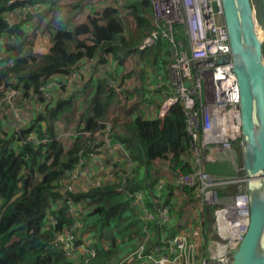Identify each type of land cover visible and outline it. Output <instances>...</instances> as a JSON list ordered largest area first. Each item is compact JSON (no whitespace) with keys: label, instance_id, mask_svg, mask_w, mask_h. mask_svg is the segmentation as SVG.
<instances>
[{"label":"trees","instance_id":"1","mask_svg":"<svg viewBox=\"0 0 264 264\" xmlns=\"http://www.w3.org/2000/svg\"><path fill=\"white\" fill-rule=\"evenodd\" d=\"M63 1L0 0V264H110L113 254L102 242L113 235L112 249L131 243L129 252L118 255L124 264H153L132 253L142 247L143 254H168L171 238L183 229L192 243L189 233L195 227L204 246L215 209L202 201L196 187L176 180L196 169L187 158L192 141L182 105H174L160 120L147 117L138 108L140 102L128 110L122 100L131 97L130 77L143 85L150 66L158 70L156 77L164 74L156 78L161 82L157 89L167 86L168 57L181 50L179 42L186 43L182 28L173 26L174 45L162 36L151 48L139 50L157 27L149 0H106L99 11L92 5L80 24L72 23V11L60 13ZM79 3L72 6L79 8ZM37 34L46 39L45 52L34 48ZM86 64L91 65L88 75L83 73ZM110 79L118 82L119 92ZM10 90L16 94L9 101ZM140 93L147 95L143 88ZM77 100L80 113L75 118ZM111 106L116 114L112 125L107 124ZM11 107L29 113L23 123L12 124ZM65 121L74 122L78 132L67 147L58 132ZM107 136L120 144L124 162L113 164L119 168L113 170V181L91 184L85 177L69 190L70 177L86 172ZM222 161H209L202 169L212 175L233 174L230 161ZM163 169L172 179H163ZM157 208L167 209V222L145 217L156 215ZM68 236L75 245L97 238L96 257L90 262L82 257L79 263L68 258ZM115 238L122 240L120 246ZM195 256L197 263L204 259L197 251Z\"/></svg>","mask_w":264,"mask_h":264},{"label":"built area","instance_id":"2","mask_svg":"<svg viewBox=\"0 0 264 264\" xmlns=\"http://www.w3.org/2000/svg\"><path fill=\"white\" fill-rule=\"evenodd\" d=\"M149 1L157 27L142 40L138 49L151 48L162 36L167 37L174 45L172 30L175 25L182 28L188 46V52L172 51L168 68L174 80L175 91H171L163 99L157 113V117L163 120L176 104H181L184 111L186 131L192 141L187 156L196 169L189 175H179L178 179L183 185L196 187L202 201L207 204H215L217 209L227 208L231 217L228 233L215 223L217 238L227 235L229 248L226 253L220 258H207L198 263L229 264L232 252L247 230L249 198L245 191L243 165L240 169L235 166V175L232 176L212 175L202 169L205 163L202 162V156L205 154L209 156L222 152L233 162L231 154L236 148L235 143L238 142L240 147L239 96L228 56L227 32L221 21V3L220 0ZM15 94L16 92L9 91L10 96ZM45 95L49 97L48 92ZM16 117L19 118L12 119L13 125L23 123L24 117L20 112L15 113L13 118ZM77 180L79 178L75 174L70 177L69 190H72L73 182ZM233 182L239 183L234 194L221 196L217 192ZM145 217H156L163 223L169 220L166 208H157L156 215L146 213ZM170 244L168 254L163 253L158 257L154 252L143 254L142 247L132 254L153 264H198L195 247L188 242L185 233L177 232L171 238ZM124 262L125 260H121L118 264ZM137 264L143 262L138 261Z\"/></svg>","mask_w":264,"mask_h":264},{"label":"water","instance_id":"3","mask_svg":"<svg viewBox=\"0 0 264 264\" xmlns=\"http://www.w3.org/2000/svg\"><path fill=\"white\" fill-rule=\"evenodd\" d=\"M221 21L227 32L228 56L239 96L240 149L245 191L249 198L247 230L229 264H264V54L257 34L252 0H220ZM217 226L230 232L227 208L214 210ZM209 243V258L222 257L227 235Z\"/></svg>","mask_w":264,"mask_h":264},{"label":"rangeland","instance_id":"4","mask_svg":"<svg viewBox=\"0 0 264 264\" xmlns=\"http://www.w3.org/2000/svg\"><path fill=\"white\" fill-rule=\"evenodd\" d=\"M114 3L115 1L117 0H112ZM253 1V4L255 6V9H256V12H257V19H258V29L261 30V41L263 42L264 44V0H252ZM77 2H80L79 4V8H74L72 6V4L74 3H77ZM97 4V8L95 9L96 11H99V9H101V7H103V5L105 4L104 3V0H64L63 3H62V8H61V11L60 13H67L69 11H72L71 13V19H72V23L74 24H80V23H84L87 21V18L88 16L90 15V12H91V5L92 4ZM118 3H119V0H118ZM69 10V11H68ZM123 12V11H122ZM126 19V18H125ZM129 19V20H128ZM126 19L127 21H124V23L127 25V26H130L133 27V22L130 20V18ZM131 22V24H130ZM175 29V27H174ZM41 33V32H40ZM44 35L40 36V34L36 35L35 36V47L34 48H37L38 50H36L37 52H44L46 49H45V45H46V39L43 38ZM180 45H181V52H184L185 50L188 52V46H187V40H186V43L184 44L182 41L179 42ZM171 54V57H172V53ZM169 54V56H170ZM171 57H168L169 60ZM168 63L169 61L167 62L166 66H167V86L165 87H161V89H157V85L159 83V81H156V78L159 77V75H162L164 76L163 73H158L157 77H156V71L158 70H154L152 68V66H150L149 68H147V74L145 75V78H144V84L142 85V83L140 81H136L133 77H130V79L132 80L131 82L129 81V89H130V92H131V97L129 98H123L122 97V100L123 102H127V106H129L130 109L133 108V106L137 103L139 104L140 102V105L139 108L140 110H143L145 113H146V110H154V109H157L159 108L160 106V102L158 101V97H162L163 94H165L163 97L166 98V93H171V91H175V87H174V80L172 79V75L170 73V70L168 68ZM161 64V63H160ZM88 66V67H87ZM90 69V71H89ZM102 69H105L103 67H99V70L102 71ZM89 72H91V65L89 66L88 64H86V66L83 68V73H85V75H88ZM118 82L115 81V80H111L110 79V86L117 92H119V86L117 84ZM163 83V82H162ZM127 87H128V84H127ZM135 87L136 89L139 91V92H135ZM73 88V87H72ZM146 91V92H152L153 93V97L152 99H148L147 95L144 93V97L142 96V94L140 93V91L142 90ZM167 89V91H166ZM166 91V92H165ZM141 96H142V101H139V99H141ZM155 96V98H154ZM13 97L8 95L7 96V100H11ZM15 97V96H14ZM139 97V98H138ZM146 97V98H145ZM49 98L51 99L52 97L49 96ZM80 99V98H79ZM81 100V99H80ZM80 100H77V103H76V107H75V118L78 117L79 113H80V110H79V107H80ZM10 103V102H9ZM12 106V105H11ZM13 108V107H11ZM128 108V110H129ZM148 108V109H147ZM21 113L22 116L24 118H27L28 116V112H22L21 110H15L13 108V111H11V118L13 120H17L19 117H16V118H13V116L15 115V113ZM25 113V115H24ZM116 114L114 113V107L111 106V109H110V112L108 114V120H107V124H110L112 125L113 124V120H114V117ZM12 121V120H11ZM74 122L72 121H65V123L63 125H61V127L59 128L58 132H59V138L62 142V144L67 147L68 143H70V139L71 137L74 135H77V131L75 130V125H73ZM106 124V127H105V130H107V128L109 127V125ZM109 135V134H108ZM30 139H33V136H29ZM46 140L43 139L41 142H45ZM111 141L109 139V137L107 136L106 139H105V147L108 146V145H111ZM236 148L235 150L232 152L231 154V157H233V162L230 161V164L232 165L234 171H235V166L237 169H240L241 165H242V152H241V149L239 146L235 145ZM215 153V152H214ZM204 160H202V162H209V160H218V159H223L224 161H222V163L224 162H227L225 161L226 159L229 160V156L225 153H222V152H219V153H215V154H210L209 156H207V154H205L204 156H202ZM188 158V157H187ZM232 162V163H231ZM84 169H87L89 171V168L88 166H85ZM86 171V170H85ZM209 173V172H208ZM240 173V172H239ZM232 176V175H235V172L233 174H229V175H226V176ZM240 175V174H239ZM86 176V172L83 174V175H80L79 174L77 175V178H79L78 181H81L85 178ZM225 176V175H224ZM177 182H178V176L176 178ZM238 182H233V183H230L228 185H226V187L224 188H220L219 190H217L218 193H220V195L222 196H230L231 194H234L238 188ZM180 185V184H179ZM178 185V186H179ZM74 187H72V190H73ZM178 192V191H177ZM214 207V209H217L216 207H218L217 205H212ZM186 209L188 210V212H191V209L192 207L191 206H187ZM195 209H193L194 211ZM195 212V211H194ZM190 219V218H188ZM79 225V224H78ZM198 227H195L191 233L190 238H191V242H192V245L193 243L195 244L196 246V249L195 251H197L199 257L201 258H204V259H201V260H207L206 258L209 259V252H208V248H209V243L211 241H219L218 238H217V234H216V228H215V220H214V215L211 214L210 216V222H209V225L205 228V231H206V235H208V241L205 243V245L203 246L202 244V240L199 236V230L197 229ZM183 230V229H182ZM179 230V232H183L184 233H187V232H184V230ZM113 231V229H112ZM111 231V233H112ZM114 235L113 236H109L107 239H104L102 244L104 246V250L107 251L108 253L110 254H113L111 256V259H110V264H118L120 262V260H122L123 258H119L118 255H119V251L120 249H124L125 248V245H123L121 248L117 249H112L113 247H109V244L112 243V240L113 239ZM97 238H95L94 236L91 237V239H88L86 241H82L79 243V245H75L74 244V239H72L71 236H68L67 239H65L66 241V245H65V250H66V255L68 256V258H72V259H75L74 261L76 263H79V262H82V259L84 258V262L87 261V262H90L91 259L93 260L94 257H96V252H95V243H96V240ZM116 239V238H115ZM119 240H115V242H118ZM201 241V242H200ZM194 246V247H195ZM207 252V253H206ZM83 257V258H82ZM202 263V262H201ZM84 264V263H83ZM200 264V263H198Z\"/></svg>","mask_w":264,"mask_h":264},{"label":"crops","instance_id":"5","mask_svg":"<svg viewBox=\"0 0 264 264\" xmlns=\"http://www.w3.org/2000/svg\"><path fill=\"white\" fill-rule=\"evenodd\" d=\"M105 1L106 0H104V2ZM92 5L97 6V4H95V3ZM35 50H38V49L35 48ZM102 71H104V69H102ZM160 85H161V82L159 81L157 87ZM150 95H153V93L147 92V96H149L148 99H152ZM160 96L158 98H160ZM154 98H155V96H154ZM163 99H164V97L160 98L159 102L160 101L162 102ZM161 102H160V104H161ZM138 108H139V106H138ZM158 109L159 108L154 109V110H146V116L149 118L157 117ZM129 110H131V109L129 108ZM121 111H125L124 108ZM122 114H123V112H122ZM122 114L120 115V118H123ZM111 143H112L111 145L104 147L99 153L92 155L93 157H92V159H90L91 161H89L87 163L89 171L87 169H85L86 170V176L85 177H87V180H89L91 182L96 180V181H98V183L113 181V178H114L113 177V170H115V169L119 170L118 167L114 169L113 164H115L117 161H119V163L121 164L123 161H122L120 154L118 153L120 144L118 142H113V141ZM242 165H243V163H242ZM160 174L162 176H164L163 179H169V178L172 179V176L170 175V173L168 172L167 169L161 170ZM169 175H170V177H169ZM243 176H244V172H243ZM117 240H118V238H117ZM120 242H122V240H119L118 242H116V243H118V246H120V244H119ZM133 243H136V242L133 241L132 244ZM130 245H131V243L129 242L128 247H130ZM128 247H126V245H125V248L123 250L120 249L119 254L125 255L127 252H129L130 249ZM118 249H119V247H118Z\"/></svg>","mask_w":264,"mask_h":264},{"label":"bare ground","instance_id":"6","mask_svg":"<svg viewBox=\"0 0 264 264\" xmlns=\"http://www.w3.org/2000/svg\"><path fill=\"white\" fill-rule=\"evenodd\" d=\"M261 30H262V29H261ZM261 30H259V29H258V26H257V34H258V37H259L260 40H261V38H260V37H261Z\"/></svg>","mask_w":264,"mask_h":264}]
</instances>
